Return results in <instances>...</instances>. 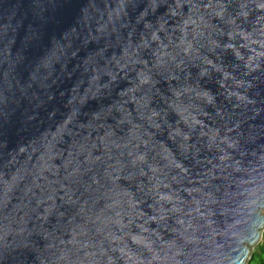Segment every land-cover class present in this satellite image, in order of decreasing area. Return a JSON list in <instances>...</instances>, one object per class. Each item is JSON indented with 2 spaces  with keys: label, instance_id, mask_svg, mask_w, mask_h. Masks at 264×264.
I'll use <instances>...</instances> for the list:
<instances>
[{
  "label": "clouds",
  "instance_id": "9594fccd",
  "mask_svg": "<svg viewBox=\"0 0 264 264\" xmlns=\"http://www.w3.org/2000/svg\"><path fill=\"white\" fill-rule=\"evenodd\" d=\"M0 5V264H264V0Z\"/></svg>",
  "mask_w": 264,
  "mask_h": 264
},
{
  "label": "trees",
  "instance_id": "16d2710c",
  "mask_svg": "<svg viewBox=\"0 0 264 264\" xmlns=\"http://www.w3.org/2000/svg\"><path fill=\"white\" fill-rule=\"evenodd\" d=\"M254 259L257 262H264V243L257 245L254 251Z\"/></svg>",
  "mask_w": 264,
  "mask_h": 264
},
{
  "label": "water",
  "instance_id": "95a60500",
  "mask_svg": "<svg viewBox=\"0 0 264 264\" xmlns=\"http://www.w3.org/2000/svg\"><path fill=\"white\" fill-rule=\"evenodd\" d=\"M0 7H2V5H0ZM72 12V6L69 5L66 9H65V17H68L71 15Z\"/></svg>",
  "mask_w": 264,
  "mask_h": 264
}]
</instances>
